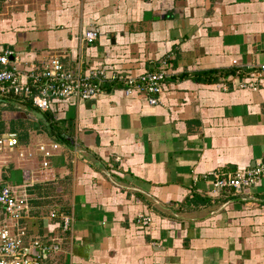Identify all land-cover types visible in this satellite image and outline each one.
Returning <instances> with one entry per match:
<instances>
[{"label": "crops", "instance_id": "crops-1", "mask_svg": "<svg viewBox=\"0 0 264 264\" xmlns=\"http://www.w3.org/2000/svg\"><path fill=\"white\" fill-rule=\"evenodd\" d=\"M4 51L25 77L54 56L109 76L100 95L48 110L0 95V135L19 136L0 185L27 200L21 226L51 243L45 264H264V178L229 195L213 187L264 163V80L240 88L264 63V0H0ZM164 68L158 104L127 93L122 80ZM210 70L216 81L194 78Z\"/></svg>", "mask_w": 264, "mask_h": 264}, {"label": "built area", "instance_id": "built-area-1", "mask_svg": "<svg viewBox=\"0 0 264 264\" xmlns=\"http://www.w3.org/2000/svg\"><path fill=\"white\" fill-rule=\"evenodd\" d=\"M99 30L91 29L82 34L87 43L99 38ZM11 52H0V95L5 97L24 96L41 110H48L52 100H67L71 98L88 100L104 91V84L109 76L104 70H94L86 76L74 74L65 70L60 59L51 57L44 66L43 71H33L28 76L19 72L9 55ZM236 62V61H235ZM113 81L121 82L117 74L110 76ZM167 71L147 72L137 79L126 78L127 93L140 91L148 95L151 104L160 102V94L164 89ZM27 79H30L29 82ZM264 80V63L252 69L246 79L240 83V88L257 90ZM19 145V136L15 132L0 135V158L7 149H14ZM50 146V147H49ZM59 143L41 145L40 150L51 155V150H57ZM21 157L24 154L20 153ZM48 161L44 162L47 165ZM264 178V163L252 167L239 169L227 175L218 174L213 181L215 190L233 189L237 192L256 186ZM29 209L25 198L17 195L16 190L7 185H0V215H5L9 223L0 221V264H45L44 260L53 249L52 245L39 238L31 236L26 228L21 226L22 218ZM54 215V214H53ZM65 229L71 223V216L62 215ZM137 222L148 226L151 218L140 214Z\"/></svg>", "mask_w": 264, "mask_h": 264}, {"label": "trees", "instance_id": "trees-1", "mask_svg": "<svg viewBox=\"0 0 264 264\" xmlns=\"http://www.w3.org/2000/svg\"><path fill=\"white\" fill-rule=\"evenodd\" d=\"M217 72H218V71H216V70H210V71H206V72L198 73V74H195V75H194V78H195L197 81H201V82H214V81L217 80V77H218ZM219 73H220V72H219ZM220 74H221V73H220ZM184 77H186V76H184ZM105 86H106V88H108L110 85H109L108 83H105V84H104V88H105ZM106 88H105V89H106ZM16 98H18L20 101H22L23 104L27 105V107H28L29 109H34L33 106H32V104H31V102H30V99H29V98L24 97V96H21V97H20V96H17ZM57 132L60 134V131L57 130ZM61 137H63V139H64V138L67 139V141H68V137H67V136H62V135H61ZM243 191H244V190H243ZM223 192L229 195V193L231 194V193L235 192V190H233V189H224ZM57 213H58L59 215H60V214H61V215H62V214H69V212H67V211H65V210H63V209H59V211H57ZM44 242H45V241H44ZM50 244H51V243H50Z\"/></svg>", "mask_w": 264, "mask_h": 264}, {"label": "water", "instance_id": "water-1", "mask_svg": "<svg viewBox=\"0 0 264 264\" xmlns=\"http://www.w3.org/2000/svg\"><path fill=\"white\" fill-rule=\"evenodd\" d=\"M37 115L42 116V114L41 113H38V112H37Z\"/></svg>", "mask_w": 264, "mask_h": 264}]
</instances>
